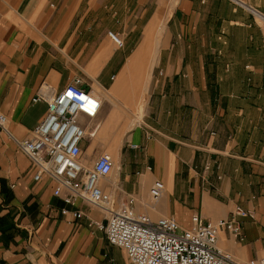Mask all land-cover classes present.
Segmentation results:
<instances>
[{"label":"crops","instance_id":"obj_1","mask_svg":"<svg viewBox=\"0 0 264 264\" xmlns=\"http://www.w3.org/2000/svg\"><path fill=\"white\" fill-rule=\"evenodd\" d=\"M108 31L138 42L113 48ZM76 76L101 101L79 117L80 159L111 155L99 186L115 207L132 197L137 213L188 228L195 214L229 219L240 206L253 213L240 218L241 239L221 229L217 245L237 262L264 258V0H0L8 132L29 137L47 112L32 101L38 89L56 93ZM35 173L0 128V264H132L88 226L101 211L62 215L72 207Z\"/></svg>","mask_w":264,"mask_h":264},{"label":"built area","instance_id":"obj_2","mask_svg":"<svg viewBox=\"0 0 264 264\" xmlns=\"http://www.w3.org/2000/svg\"><path fill=\"white\" fill-rule=\"evenodd\" d=\"M108 36L116 47H123V39L115 32L108 31ZM81 84V77L76 76L56 93L49 85L38 89L32 101H45L47 112L29 137L14 138L7 130V117L0 112V128L35 165L34 179L48 175L55 182L53 195L72 207L62 208V215L80 219L84 213L75 208L80 204L101 211L104 220L89 219L88 226L103 232L110 245L124 250L132 264H264V258L237 262L230 252L217 245L221 229L237 237L242 231L240 218L253 217L251 211L240 206L234 208L229 219L204 221L195 214L188 228L171 217L152 219L145 213H137L132 197L115 207L111 195L99 186V181L112 172L111 155L100 153L91 164L80 159V141L86 130L79 117H95L101 104L97 94ZM211 166L210 161L205 162L204 171ZM163 190L164 183L154 181L149 189L152 202L158 201Z\"/></svg>","mask_w":264,"mask_h":264},{"label":"rangeland","instance_id":"obj_3","mask_svg":"<svg viewBox=\"0 0 264 264\" xmlns=\"http://www.w3.org/2000/svg\"><path fill=\"white\" fill-rule=\"evenodd\" d=\"M123 39V41H124V44H126V45H136L137 44V42H138V39L137 38H122ZM157 40H160V42H161V39H157ZM160 42H159V44H160ZM146 44L147 45H152L153 43L151 42V40L150 39H147V41H146ZM110 45L113 47V48H115V45L110 41ZM81 77V76H80ZM231 215H232V213H231ZM233 236V235H232ZM233 237H235V236H233ZM241 237H242V232H241V234L239 235V236H237L236 238H239V239H241ZM114 254V256H115V258H116V260H118V261H120L121 262V258L119 257V256H117V255H115V253H113ZM257 260V259H256Z\"/></svg>","mask_w":264,"mask_h":264}]
</instances>
